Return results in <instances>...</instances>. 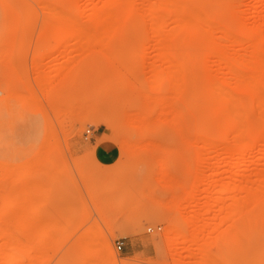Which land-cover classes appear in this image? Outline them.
I'll use <instances>...</instances> for the list:
<instances>
[{
    "label": "rangeland",
    "instance_id": "374dc122",
    "mask_svg": "<svg viewBox=\"0 0 264 264\" xmlns=\"http://www.w3.org/2000/svg\"><path fill=\"white\" fill-rule=\"evenodd\" d=\"M96 1L0 0V264L7 256L10 264H77L83 256L86 264H112L100 256L103 236L119 261L133 264H264V191L248 195L251 205L238 215L230 209L237 194L246 196L236 185L264 178V159H256L264 156V130L236 172L242 160L234 158V146L224 148L230 132L216 119L212 126L197 89L206 73L247 96L242 81H233L234 73L199 43L202 34H215L216 44L230 51L225 58L237 59L238 50L249 60L251 46L230 42L222 30L240 36L248 21L253 31L260 18L249 15L250 7L264 14V0H231L226 18L210 24L217 31L197 25L182 37L190 47L181 50L155 35L157 19L145 12L150 0H134L132 31L111 41L91 32L76 42L60 11L82 9L84 23L85 3ZM171 22L177 24L163 23L166 29ZM186 50L190 71L178 69ZM247 114L260 122L255 110ZM99 143L113 149L111 162L96 156ZM211 175L216 180L207 185ZM184 213L201 214L197 226H215L211 242H199L204 254L200 246L180 245V256L171 253L165 231L177 226L188 236Z\"/></svg>",
    "mask_w": 264,
    "mask_h": 264
},
{
    "label": "bare ground",
    "instance_id": "6f19581e",
    "mask_svg": "<svg viewBox=\"0 0 264 264\" xmlns=\"http://www.w3.org/2000/svg\"><path fill=\"white\" fill-rule=\"evenodd\" d=\"M98 1L99 2L96 1L95 3L90 2L88 4V6L91 4V6L89 8H87L86 3H85V10L83 8V6H84V3H83L82 8L84 10V13L86 10H89V11H87L86 15L84 14V16H83L84 18L88 17V19L85 20L86 22L83 21L84 23H82L80 20V13H81L82 9H80L81 11L78 13H75L74 15H72L70 12H67L64 10L60 11V13L63 16L62 18H65V20L67 21V26H68L67 28L73 30V32H74L73 36L76 39V42L84 41L87 38L86 37L87 34L88 33L90 34L91 32H92V34H94L95 36H98V37L104 35V36H106V38H108V41H111L115 38V35H118V34H121L124 32H128V31H132V29L134 27H132L131 24L137 23L135 21L136 20L135 14L137 11L136 6H138V5L135 4L134 0H102V1L98 0ZM230 1L231 0H150V1H147L148 3H146V5L148 4V6H147V8H145V12L148 15H150V17H154L157 19V24H156V22H154V24H156V26H154L156 34L155 33L154 34L157 35L158 37L165 35L164 39H160L162 44H164L166 46H170V47L172 46L176 49L181 50L182 48H185V47L189 48L190 47L189 43L186 44V41L183 40V38H182L184 36V34H186V32H188V31L192 30L193 28H195L197 25L202 26V25H210V24L213 25V23L216 24V22H215L216 19H219L220 17H225L226 6L230 3ZM259 1H260V3L264 2L263 0H258V1L255 0V2H258V3H259ZM138 2H139V0L136 1V3H138ZM143 2H144V0H143ZM239 2H240V0H239ZM237 3H236V5H237ZM258 3H256L257 8L259 7L262 10L263 8L260 7L259 6L260 3H259V5H258ZM254 4L255 3H253V5ZM141 5H143V4H141ZM144 5H145V2H144ZM227 7L229 8V6H227ZM238 8L239 7H236V14L237 13L239 14V12H237ZM60 10H61V8H60ZM249 11H251L250 12L251 14L249 13V15L252 16V14L254 13L255 15L257 14V17L260 18V21L257 22L258 24L256 23V26L253 29V31L250 29L251 26L249 27L250 22L248 23V25H246V22H248V21H244L245 25L244 24L240 25V28L242 30V34L240 36L234 34L230 29H225L224 31L222 30V32L224 33V35L222 34L223 37L225 36L228 40H230V42H233V43L237 42L240 45L251 46V48H250L251 53L248 54L249 58L246 57L249 60H245V58L243 57L244 53H239L238 50H237V52L239 54V57H237V59H233L232 57L225 58L230 51H229V49H223L225 47L222 46L223 48H221L216 44V42L214 41V39H216L215 34L212 35V36H214L213 38L202 34L201 35L202 39L200 41L201 43H199V44H201L202 50L204 53L209 52L214 57L213 62L217 63L216 65H220V63H221V66H222V63H224L225 64L224 66H227V68L229 70H231L232 73H234V75L232 74L233 75V77H232L233 81H239V83H240V81H242L243 86H244L243 89H245V92L247 94V96L241 97L236 93L235 94L231 93L233 91H228V90H230L231 86L227 90V87L226 88L224 87L223 79H221V77L220 78H214V77H212L206 73H203L201 75V82H200L199 88H197V89H199V93L203 99V110L205 111L204 113L206 114V116L211 117L213 120V122H211L212 126L215 124L214 122H216V120H217L221 129L227 130L230 132L229 139L227 141H224V142H226L224 148H226L227 151H231L233 149V146H234L235 150H236V154H235L234 158L238 159V161L244 159L247 152L254 151L255 147L257 148V145L255 144V138H256L258 129L262 128L264 130V30L262 31L261 34H259V36H257L256 34H253V33H255V31L257 32L258 30H262L264 28V14L261 11L255 10L253 8V6L250 7ZM256 11H258V12L256 13ZM82 14H83V12L81 13V15ZM249 15L245 19H248ZM242 17H243V15H242ZM232 19H234V18H232ZM242 19L243 18H241V20ZM151 20H152V18H151ZM170 21H176L177 24L174 25V23L171 22L172 23L171 27L170 28L167 27V29H166L163 23L170 22ZM225 21H226V19H225ZM218 23H220V22H218ZM218 23H217V25H219ZM167 25L170 26V23ZM89 26H93L94 30L91 31ZM87 28H89L90 31ZM147 28H148L147 30H149V27H147ZM209 28L211 29V30H209V32L212 31V29H213L212 26ZM223 28L224 27H222V29ZM214 29H213V31H214ZM61 30H62V28H61ZM166 36H167V38H166ZM219 42H221V41H219ZM237 43H234V44H237ZM231 47H233V46H231ZM236 47H237L236 49H238V46H236ZM227 48H229V46H227ZM243 49H246V48H243ZM242 50H240V52ZM234 51H235V49H234ZM245 51H247V50H243V52H245ZM245 53H247V52H245ZM235 54H236V51L234 52V55ZM192 56H194V55H192ZM207 58H209V56H207ZM208 60H207V62H208ZM170 62H171V60H170ZM172 63H174V61ZM193 64H194V61L192 60L190 53L186 50L185 55L179 61V68L178 69L190 71ZM169 67H176L177 68V66H174V65H169ZM178 69H176V70H178ZM244 69H246L247 72L244 71ZM251 71H253V72L255 71V73L256 72L257 73L253 74ZM196 72L198 73V71H196ZM196 72H195V75H197ZM220 76H222V75H220ZM231 83H234V82L231 81ZM195 85H197V84H195ZM193 87H194V84H193L192 88ZM179 88H181V86H179ZM179 88H178V90H179ZM243 89L241 88V90H243ZM178 92H181V90H179ZM187 94H188V92H187ZM190 105H191V103H190ZM250 109H253V110H255V112H257L256 116H257V118L261 119L260 122H258L259 120H255V119L250 118V116L247 114ZM257 141H256V143H257ZM224 142H222V143L224 144ZM213 143L217 144V143H221V142H213ZM256 159L257 160L264 159V156H256ZM240 162L238 163L239 164L238 166H237V162H235L236 167H238V169L236 168L237 171L236 170H234V171L239 172V170L244 168L245 164H243L244 163L243 160H242V164ZM198 166H200V165H198ZM199 171H201V170H199ZM262 171H264V170H262ZM236 172H234V173H236ZM213 173L216 174L215 172H213ZM202 175L203 174H201L200 176H202ZM261 175H263V174H261ZM214 176H216V175H214ZM214 176L211 175L210 180L207 183V185L214 184V182L216 180V178ZM263 177H264V175H263ZM196 182H198V181L196 180L195 183ZM191 186H194V185H191ZM235 188L237 191L246 193V196L243 198H241L240 195L237 194L236 197L234 198L232 205L230 206L231 211L235 215L236 214L238 215L240 213V211H242V208H244L243 207L244 205H249V204L251 205L250 202L252 200L247 197L248 195H250L251 193L253 194V192L255 193L256 191H259V192L264 191V178L259 183L254 182V181H250L248 183L247 182L246 183H239L238 185L235 186ZM195 189H196V187H195ZM204 189H206V188H204ZM195 195H196V193L193 192L192 195L190 196V202L192 200H194V198L196 197ZM210 199L211 198H208V200H210ZM214 199H215L216 203L218 204L219 211H222L224 208V206L222 204V197L217 196ZM180 211H182V210H180ZM206 211H209V209H207ZM184 214H185V218H186L188 224L191 226L190 231L187 229L190 232V234L188 236H186L187 234L183 235L181 230L177 226L168 228L165 231V237L167 240L170 241L169 246L171 248V253L173 254V256L174 255L180 256V254H182L181 251H178L179 245L181 246V248H185L186 246L187 247H196V246L199 247L200 246V247H202V252H203V251H205V247L199 245V242L202 239L204 240V238H207V237L211 238L214 236L213 234H210V230L212 228L211 233H213L212 232L213 227H215V226L210 227V225L208 223H206L205 221H203L202 224L197 226L199 221L202 219L201 214L196 215V216L195 215H189L188 213L187 214L184 213ZM2 215L3 214L1 213L0 217ZM181 217H183V216H181ZM215 230H217V229H215ZM215 230H214V232H215ZM218 230H219V228H218ZM209 235H213V236L210 237ZM89 236H91V235H89ZM92 238H94V237H92ZM209 238H207V240L210 241ZM223 239H224V237H223ZM82 241H83V239H82ZM89 241L92 242V240H89ZM93 241L95 242V240H93ZM100 243H101L100 244V251H99L100 256L109 260L110 263H112V264H133V263H130V262L125 261V260H120V261L118 260L116 252L112 248V246L110 245L107 236H103L102 241ZM200 243L202 244V241ZM204 246H206V245H204ZM86 252H88V250H86ZM203 254H204V252H203ZM86 257L85 256L81 257L77 261V264H80V263L86 264L85 262L88 261V257L87 258ZM4 258H6V257H4ZM7 258H8V256H7ZM7 258H6V262L4 261L3 264H10L8 261L9 259L7 260ZM95 259H96V257H94V260ZM80 260H81V262H80ZM94 260H93V262H94ZM23 261H25V260H23Z\"/></svg>",
    "mask_w": 264,
    "mask_h": 264
},
{
    "label": "crops",
    "instance_id": "0c3cea01",
    "mask_svg": "<svg viewBox=\"0 0 264 264\" xmlns=\"http://www.w3.org/2000/svg\"><path fill=\"white\" fill-rule=\"evenodd\" d=\"M96 156L103 162H111L114 159L113 149L108 143H99L96 147Z\"/></svg>",
    "mask_w": 264,
    "mask_h": 264
},
{
    "label": "built area",
    "instance_id": "2783aa9c",
    "mask_svg": "<svg viewBox=\"0 0 264 264\" xmlns=\"http://www.w3.org/2000/svg\"><path fill=\"white\" fill-rule=\"evenodd\" d=\"M86 132H89V129ZM115 245H116L117 249H121L122 245H123V241L118 240V241H116Z\"/></svg>",
    "mask_w": 264,
    "mask_h": 264
}]
</instances>
